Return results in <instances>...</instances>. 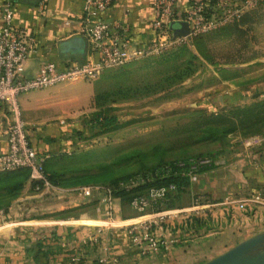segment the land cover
Returning a JSON list of instances; mask_svg holds the SVG:
<instances>
[{
	"label": "crops",
	"instance_id": "crops-1",
	"mask_svg": "<svg viewBox=\"0 0 264 264\" xmlns=\"http://www.w3.org/2000/svg\"><path fill=\"white\" fill-rule=\"evenodd\" d=\"M11 1L15 27L37 36L25 61L26 75H34L46 61L64 69L96 58L82 32L85 0ZM188 3L179 0L178 9L183 11ZM151 7L152 0H114L95 19L127 23L134 44L143 46L154 39ZM97 81L78 79L20 96L31 142L48 156V163L82 147V135L94 125L90 119L96 111ZM12 117L11 108L1 104L0 153L7 149L5 126ZM230 155L190 181L180 204L170 208L194 207L198 196L203 206L186 219L178 215L155 227L160 237L175 244L146 255L132 245L125 224L153 212L140 215L114 197L116 224L108 226L102 191L86 196L81 185L51 182L36 190L29 179L0 220V264H204L246 239L242 236L253 227L264 226V134L241 143ZM226 197L237 202L222 203ZM238 201H245L246 209ZM74 208L80 212L60 216Z\"/></svg>",
	"mask_w": 264,
	"mask_h": 264
},
{
	"label": "rangeland",
	"instance_id": "rangeland-1",
	"mask_svg": "<svg viewBox=\"0 0 264 264\" xmlns=\"http://www.w3.org/2000/svg\"><path fill=\"white\" fill-rule=\"evenodd\" d=\"M97 83L95 113H101L104 126L86 130L77 152L52 163L53 169L75 178L70 184L118 187L132 177L133 187L141 172L161 162L215 153L217 160L229 157L241 143L264 134V120L241 121L237 115L264 99V2L240 21L182 47L107 69ZM223 115L231 121L222 125H235L234 130L222 138L199 140L207 119ZM79 212L69 209L60 216ZM167 227L172 230V225ZM260 230L264 226L242 237ZM161 239L169 247L175 244L163 235Z\"/></svg>",
	"mask_w": 264,
	"mask_h": 264
},
{
	"label": "built area",
	"instance_id": "built-area-1",
	"mask_svg": "<svg viewBox=\"0 0 264 264\" xmlns=\"http://www.w3.org/2000/svg\"><path fill=\"white\" fill-rule=\"evenodd\" d=\"M113 1L85 0L84 3L82 32L90 42L96 58L64 69L53 61H46L31 76L26 75L25 61L37 41V36L26 35L15 27L14 5L11 0H6L0 5V105L10 107L13 116L5 126L7 149L0 153V172L27 168L30 171L29 179L36 190L50 184L45 169L48 156L40 153L31 142L19 102L22 94L78 79H98L107 69L182 47L197 36L238 22L248 11L264 2V0H189L187 7L180 11L179 0H152L151 24L154 39L143 46H137L127 23L116 19H95L96 14L106 11ZM179 21L187 23L188 34L178 36L174 34L171 24ZM216 163H218L216 158L200 155L178 160L176 164L190 181H196L202 167ZM176 190L175 184L152 187L147 193L136 195L131 200L130 207L138 214L153 212L150 213L152 214L150 217L125 224L132 245L137 247L141 254L159 253L169 247V242L162 240L154 229L161 225L160 222H165L178 213L189 214L197 207L203 206L199 203L201 197L198 196L195 198L194 207L164 209L168 196ZM82 191L86 196H92L94 191H102L105 224H116L114 195L110 188L85 186ZM235 202H237L235 199L226 197L222 203ZM237 205L243 210L246 209L245 201H238ZM4 216L5 211L0 209V220H4Z\"/></svg>",
	"mask_w": 264,
	"mask_h": 264
},
{
	"label": "trees",
	"instance_id": "trees-1",
	"mask_svg": "<svg viewBox=\"0 0 264 264\" xmlns=\"http://www.w3.org/2000/svg\"><path fill=\"white\" fill-rule=\"evenodd\" d=\"M240 116V120H258L262 122L264 119V99L258 102H255L248 106L247 108H243L241 113H237ZM219 118V120H217ZM229 117L227 115H223L217 117L216 119H207V124L201 128L203 131L199 136V140L203 138V140H215L218 138H222L228 132L234 130L235 125H230V127H226L222 125L223 123H227ZM90 122H93L95 126H104L105 120L101 113H94ZM93 125V126H94ZM218 136V137H217ZM200 156V155H198ZM203 156H211L214 159L219 155L215 154H203ZM63 158V157H62ZM186 157L184 159H188ZM61 159L55 160L59 162ZM53 161V162H55ZM178 160H172L167 162H161L157 165L150 167L149 169L141 172V176L139 177L140 181L136 186L130 187L129 184L132 182L131 178L127 179V181L120 182V186L118 187H106L110 188L113 192L114 197H120L125 203H128L130 206V202L136 195H139L143 192H138L142 189L146 190L144 193H147L148 190L152 187H161L165 185L175 184L177 186V190L174 193H171L168 196L165 204L168 207H172L176 205L177 201L180 199V195L182 194L184 187L189 184L190 178L186 175L182 174V169L178 167L176 164ZM48 163V159L45 164L46 173L48 179L53 184H69L75 181L74 177H66L63 173L52 168V163ZM215 164L204 166L200 169V172L209 170L214 168ZM30 178V171L27 168L18 169L16 171L9 172H0V208L4 207L3 210H6L8 206L11 204L12 199L19 196L21 191L23 190L26 182ZM131 181V182H130ZM126 182V184H125ZM130 182V183H129ZM130 195V196H127ZM3 202V203H2ZM176 202V203H175ZM65 212V211H63ZM62 212V213H63Z\"/></svg>",
	"mask_w": 264,
	"mask_h": 264
},
{
	"label": "water",
	"instance_id": "water-1",
	"mask_svg": "<svg viewBox=\"0 0 264 264\" xmlns=\"http://www.w3.org/2000/svg\"><path fill=\"white\" fill-rule=\"evenodd\" d=\"M176 36L189 32L186 22H173ZM204 264H264V231L254 234Z\"/></svg>",
	"mask_w": 264,
	"mask_h": 264
}]
</instances>
